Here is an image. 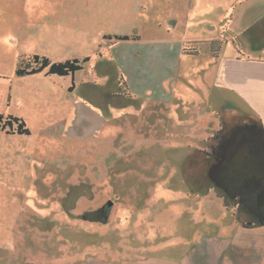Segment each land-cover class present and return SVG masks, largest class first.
Here are the masks:
<instances>
[{"label":"rangeland","instance_id":"rangeland-1","mask_svg":"<svg viewBox=\"0 0 264 264\" xmlns=\"http://www.w3.org/2000/svg\"><path fill=\"white\" fill-rule=\"evenodd\" d=\"M240 5L236 0H0V114H29L22 119L30 131L20 135L0 129V264H96L95 258L125 264L158 252L178 257L183 250L169 253V247L205 229V214L197 210L208 208L197 205L213 199L224 210L219 198L195 192L203 187L188 179L187 169L196 147L211 150L210 142L201 139L219 128V118L212 111L194 115L197 111L189 109L201 108L203 102L214 108L203 68L212 59V48L219 53L232 48L231 13ZM54 7L63 13L62 24L76 16L92 23L87 30L91 44L81 46L74 58H95L98 51L111 50L118 40L104 38L108 34H139L141 47L156 35L170 40L166 48L145 56L144 65L153 70L145 89L158 93L157 100L148 96L113 108L90 134L84 126L79 133L71 128L62 132L61 124L54 123L62 117L60 111L29 106L33 102L14 70L18 59L34 53L30 51L37 45L20 37L19 28L27 19L30 26L25 27L32 30L31 21L37 18L24 11ZM206 23L215 30L206 31ZM152 25H160L159 32ZM207 35L215 41L210 44ZM193 37L197 40L191 41ZM125 44L134 47L127 42L116 48L125 49ZM233 112L224 122L239 118L238 126L255 124L252 115ZM189 216L194 217L195 234L190 233Z\"/></svg>","mask_w":264,"mask_h":264},{"label":"crops","instance_id":"crops-1","mask_svg":"<svg viewBox=\"0 0 264 264\" xmlns=\"http://www.w3.org/2000/svg\"><path fill=\"white\" fill-rule=\"evenodd\" d=\"M236 2L241 5L237 13H231L235 25L229 32L232 48H225L222 53L212 48L210 51L212 59L203 68L202 76L210 92V103H214V108L209 109L203 102L201 108L194 105L189 109L197 111L194 115L198 112L212 111L211 115L215 114L219 118V128L212 130L214 132L211 135L201 139L208 144L212 142L210 137L223 127L227 115L233 111L240 110L241 113L252 115L256 121L261 120L264 127V0H253L251 4L248 2L243 4L242 0ZM60 11V8L56 7L39 9L33 13L24 11V15L37 17L31 21L34 27L32 30L25 27L26 24L27 27L30 26L27 19H24L25 22L21 23L19 28L20 37L32 40L37 45V48L30 52L48 56L53 61H63L76 57L81 46L89 47L91 43L87 40V30L92 25L91 21L76 16L73 22L62 24L59 15L63 13ZM152 26L156 27V32H159L160 25ZM205 30L212 32L215 28L206 23ZM132 36L135 38L111 43V50L98 51L95 58L90 56L82 69L84 73L82 75L77 71L73 75L66 76L45 72L16 76L19 79L16 81H20L27 98L33 102L29 106L36 107L37 110L45 108L47 111L51 109L60 111L59 115L62 117L54 123L61 124L62 132L71 128L72 132L79 133L80 127L84 126V132L90 134L96 132L98 125L106 121L113 108L129 107L137 103L138 98L144 100L148 96L156 101L159 94L153 96L145 89L146 76L153 71L144 65L145 56H151L155 50L166 48L170 40L156 35L146 40L145 46L141 47V35ZM205 38L210 44L216 39L212 35L211 37L207 35ZM190 40L197 38L193 37ZM127 42L133 43L134 47L125 44L127 45L125 49L119 46L116 48L118 43L123 45ZM172 42H179L181 45L186 43L182 44L183 41L180 42L176 38H172ZM121 77L128 87L127 93L120 88ZM71 85H73L72 89L69 90ZM141 106H143L142 102ZM103 114L104 122H102ZM28 117L29 114L22 116L24 119ZM39 118V122L45 123L41 116ZM205 120L207 124V118ZM239 121L240 119L237 122ZM209 123L211 124V121ZM47 124L49 125V122ZM44 135L50 136V133ZM204 147L196 148L206 150ZM208 194L202 197H217L211 191ZM219 199L222 201L221 198ZM222 205L224 210H220L218 202L213 199L202 200L201 204L197 205L202 209L208 208L197 210L205 214V229L196 233L193 227L194 217L187 218L188 227L192 229L190 233L196 235L189 240L178 239L175 245L169 247V253L170 249L183 250L178 257L167 258L159 252L147 253L143 262L125 264H264V224L242 221L237 218L233 210L224 206L223 201ZM95 259L98 260L96 264H111Z\"/></svg>","mask_w":264,"mask_h":264},{"label":"water","instance_id":"water-1","mask_svg":"<svg viewBox=\"0 0 264 264\" xmlns=\"http://www.w3.org/2000/svg\"><path fill=\"white\" fill-rule=\"evenodd\" d=\"M256 122L243 126H230V122H224L226 136L224 133L222 137L217 134V143L222 144L209 173L228 176L232 182H227L229 187L226 189L239 196L240 203L248 209L254 219L256 218V223L264 224V130L258 121ZM230 128L233 130L227 132ZM240 150L248 152L242 153ZM214 179L225 182L222 178ZM111 204L112 201L109 200L108 205Z\"/></svg>","mask_w":264,"mask_h":264},{"label":"trees","instance_id":"trees-1","mask_svg":"<svg viewBox=\"0 0 264 264\" xmlns=\"http://www.w3.org/2000/svg\"><path fill=\"white\" fill-rule=\"evenodd\" d=\"M114 37L117 40H128L130 38H135V36H129V35H105L104 38L111 39ZM193 49H186L185 51L191 52ZM195 50V49H194ZM89 56H85L83 58H73V59H67L63 61H52L50 58H48L45 55L41 54H30L23 58H19L15 65L14 73L16 76H25V75H32L39 72H45L46 74H53V75H59V76H66V75H73L75 72L84 69L85 64L89 61ZM71 85L69 87V90L72 89ZM120 88L124 92H128V87L124 81V79L120 78ZM230 119V118H228ZM225 121V120H224ZM262 129L264 130L263 124L261 120H257ZM229 122V121H227ZM225 122V124L227 123ZM0 129L5 130L7 133H17V134H30V131L28 127L26 126V123L24 120L20 117L13 116V115H7L4 116L0 114ZM224 130V127H222L214 136L210 137L211 141H215L217 139V134L219 135ZM202 154H206L205 150H198L191 158L194 159L197 156H203ZM193 172V169H190L188 172L189 176L188 179H191V173ZM206 179V178H205ZM207 180V179H206ZM196 182V181H195ZM209 182V181H208ZM196 185L202 186L203 188L195 190L197 194L206 195L210 191H213L215 195L222 199L224 206L227 209H231L236 214L237 218L239 219V216L237 214V206H234L230 204V202L224 197V195L221 193V191L212 185L210 182L209 184H198L196 182Z\"/></svg>","mask_w":264,"mask_h":264},{"label":"flooded vegetation","instance_id":"flooded-vegetation-1","mask_svg":"<svg viewBox=\"0 0 264 264\" xmlns=\"http://www.w3.org/2000/svg\"><path fill=\"white\" fill-rule=\"evenodd\" d=\"M238 120H239V118H238ZM241 121H242V119L240 120V122ZM229 122L231 124L230 126L238 125V124H235V123H237L236 121L230 120ZM255 123H257V122L255 121ZM224 131H225V129L219 134V137H222V135L225 134ZM219 137L215 141H212L210 143V146H211L210 149L211 150L207 151L204 149L206 151L205 155L202 154L203 156L199 155V157L197 156L194 159H190L191 161L188 164L187 169L188 168L193 169V172L191 173V178L197 179L196 182L198 184H207V183L209 184L211 182L213 186L218 188L221 191V193L224 195V197L230 202V204L237 206V211L239 214H241V216H240L241 218H244L245 220H247V222H250L252 220L255 221L256 218L254 219V217L250 215V212L248 211V209L243 204L240 203L239 196L236 195V193L230 192L226 189L227 187H229L227 182L231 183L232 182L231 179L228 176H225L222 174H220V176H219V173L217 175H214L213 173L212 174L209 173L210 167H211L212 163L214 162V159L217 155V152L219 151L220 145H218V143H217ZM240 151H242V153L245 151L248 152V150H240ZM241 156H242V154H241ZM209 175H211V177L213 178V181L208 182ZM215 177H217L218 179L222 178V180H224L225 182L222 183V182L216 181L214 179ZM224 184H226V185H224ZM230 185H232V184H230Z\"/></svg>","mask_w":264,"mask_h":264}]
</instances>
